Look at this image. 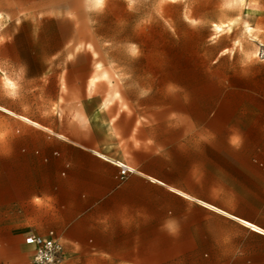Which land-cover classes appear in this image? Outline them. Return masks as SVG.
I'll return each instance as SVG.
<instances>
[{"label":"crops","instance_id":"0c3cea01","mask_svg":"<svg viewBox=\"0 0 264 264\" xmlns=\"http://www.w3.org/2000/svg\"><path fill=\"white\" fill-rule=\"evenodd\" d=\"M5 2L0 264L32 261L25 237L50 232L60 264H264V89L222 90L227 76L210 75L200 89L121 90L112 103L98 87L108 72L70 73L42 0ZM114 163L138 174L122 180Z\"/></svg>","mask_w":264,"mask_h":264},{"label":"rangeland","instance_id":"374dc122","mask_svg":"<svg viewBox=\"0 0 264 264\" xmlns=\"http://www.w3.org/2000/svg\"><path fill=\"white\" fill-rule=\"evenodd\" d=\"M102 2L42 0L41 9L63 26L67 49L62 60L68 57L75 65L69 66L70 73L92 80L108 72L109 78L98 87L110 92L112 97L107 100L112 103L121 90L200 89L210 75L227 76L221 82L222 90L254 84L264 89V0ZM9 4L6 0V7ZM21 15L28 13L21 11ZM8 19L12 17L0 14V23ZM216 24L223 27L222 33L214 31ZM99 62L103 68L96 67ZM129 98L132 95L126 94L125 99ZM118 100L122 104L124 99ZM74 117L80 119L77 114ZM79 124L86 126L82 120ZM97 152L124 161L108 150ZM252 260L262 262L260 257ZM30 262L31 255L25 254L12 264Z\"/></svg>","mask_w":264,"mask_h":264},{"label":"built area","instance_id":"2783aa9c","mask_svg":"<svg viewBox=\"0 0 264 264\" xmlns=\"http://www.w3.org/2000/svg\"><path fill=\"white\" fill-rule=\"evenodd\" d=\"M114 164L120 168L122 180L129 175L138 174V171L130 166ZM24 243L33 249L31 264H60L64 260V246L54 232L47 236L28 235Z\"/></svg>","mask_w":264,"mask_h":264},{"label":"bare ground","instance_id":"6f19581e","mask_svg":"<svg viewBox=\"0 0 264 264\" xmlns=\"http://www.w3.org/2000/svg\"><path fill=\"white\" fill-rule=\"evenodd\" d=\"M103 0H95L96 4L97 3H101ZM214 31L218 34V33H222L224 31L223 27L221 25H215L214 26ZM101 70V69H100ZM107 73V72H106ZM99 79V78H98ZM92 81V80H91ZM96 85V84H95Z\"/></svg>","mask_w":264,"mask_h":264}]
</instances>
